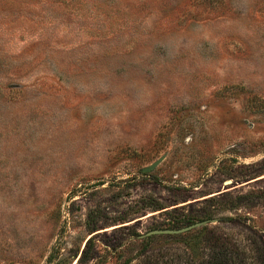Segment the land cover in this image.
<instances>
[{
	"label": "rangeland",
	"instance_id": "rangeland-1",
	"mask_svg": "<svg viewBox=\"0 0 264 264\" xmlns=\"http://www.w3.org/2000/svg\"><path fill=\"white\" fill-rule=\"evenodd\" d=\"M215 238L258 264L264 0H0V264H205Z\"/></svg>",
	"mask_w": 264,
	"mask_h": 264
},
{
	"label": "trees",
	"instance_id": "trees-1",
	"mask_svg": "<svg viewBox=\"0 0 264 264\" xmlns=\"http://www.w3.org/2000/svg\"><path fill=\"white\" fill-rule=\"evenodd\" d=\"M150 208H154L155 210H160L165 208V206L159 202H156L154 205L152 206H148ZM175 209V208H173ZM175 210L169 211V210H163L162 212L166 215H169L170 213H172ZM216 214L212 211V212H205L204 214L200 215V216H190V215H186L182 217V220H177L175 217H169L167 218V221L164 224L155 226L154 229H162V228H179V224L180 223H185V224H191L194 222H197L199 220H204V219H210L213 216H215ZM185 234H154V235H150L147 238H145L146 240H151L154 237H165V238H173V237H177V236H184ZM213 239V238H212ZM215 243V249H213L211 256L209 257L211 260L209 262H205V264H215L217 263L218 259L220 257H222L223 253L227 251L228 249V245L227 243H225L224 241H220L218 240V238H215L213 240ZM87 243V242H86ZM250 253L254 256H256V259L258 260V264H264V248L262 247V245L260 246L259 249L257 250H251ZM246 256V254H245Z\"/></svg>",
	"mask_w": 264,
	"mask_h": 264
},
{
	"label": "water",
	"instance_id": "water-1",
	"mask_svg": "<svg viewBox=\"0 0 264 264\" xmlns=\"http://www.w3.org/2000/svg\"><path fill=\"white\" fill-rule=\"evenodd\" d=\"M162 160V157L158 158L157 160H155L154 162H152L151 164L144 166L142 168L143 172H148L150 170H152L153 168H155L160 161ZM216 219L211 218V219H204V220H200L194 223H191L189 225L183 226V227H179V228H162V229H151L143 234H140L139 237H146V236H150V235H154V234H179V233H184L186 231H189L195 227L207 224L209 222H213Z\"/></svg>",
	"mask_w": 264,
	"mask_h": 264
}]
</instances>
